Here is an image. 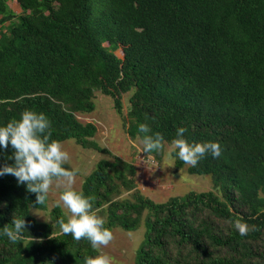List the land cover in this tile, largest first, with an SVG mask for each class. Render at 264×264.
I'll return each mask as SVG.
<instances>
[{"label": "trees", "instance_id": "1", "mask_svg": "<svg viewBox=\"0 0 264 264\" xmlns=\"http://www.w3.org/2000/svg\"><path fill=\"white\" fill-rule=\"evenodd\" d=\"M8 1L0 0V126L25 110L43 113L52 139L107 153L76 114L94 110L97 91L121 114L131 92V139L143 138L145 123L171 145L184 127L189 143L223 149L195 167L175 158L177 169L210 175L212 189L163 203L134 190L135 169L118 157L84 178L76 191L94 198L105 227L137 230L144 216L134 264H264V0H15L19 14ZM11 155L10 146L0 150V167ZM123 189L134 190L131 200L117 199ZM46 207L26 184L0 176V264H84L97 255L88 240L60 232L67 220L58 207L53 223L30 214ZM14 218L25 219L31 240L2 234ZM236 219L259 230L241 236L229 223Z\"/></svg>", "mask_w": 264, "mask_h": 264}, {"label": "clouds", "instance_id": "2", "mask_svg": "<svg viewBox=\"0 0 264 264\" xmlns=\"http://www.w3.org/2000/svg\"><path fill=\"white\" fill-rule=\"evenodd\" d=\"M138 131L145 134L140 141L144 153H159L164 149L165 139L161 133H152L145 123L139 124ZM186 132L184 127L176 130V138L166 153L167 159L178 157L185 164L195 167L207 154L213 158L221 156L223 149L219 142L189 143L184 138ZM9 146L12 155L8 159L14 160V163L0 167V176L12 175L18 183L26 184L27 191L35 194L37 205L46 202L53 186L62 188L59 203L69 211L70 216L67 222L64 219L58 221L60 232L70 234L77 242L88 240L94 250L111 243L113 232L105 227L106 220L93 209L94 198L74 190L78 169L64 167L70 160L69 153L64 150L61 141L52 139L51 122L46 115L25 110L19 120L13 119L6 126H0V150L6 151ZM229 223L241 236L259 230L256 225H249L242 219ZM26 226L24 218H14L11 226L2 228V234L13 244L25 238L31 240L29 235H24ZM84 264H113V260L109 255L101 254L85 257Z\"/></svg>", "mask_w": 264, "mask_h": 264}, {"label": "rangeland", "instance_id": "3", "mask_svg": "<svg viewBox=\"0 0 264 264\" xmlns=\"http://www.w3.org/2000/svg\"><path fill=\"white\" fill-rule=\"evenodd\" d=\"M8 5L14 13H20L15 0L8 1ZM115 54L120 57L121 51L117 50ZM130 94L131 92L123 94L121 97V114L114 109L113 100L98 91L94 93V110L91 113L76 114L80 122L91 123L96 127L94 140L107 153L84 149L73 140L62 142L64 150L70 156V160L66 165L71 169H78L73 185L74 190L81 188L84 178L96 168L98 161L103 159L113 161L114 157L130 163L134 167V190L155 203H163L171 197L182 196L190 191L204 192L211 190L213 182L210 175L189 174L187 172L188 165L182 169H177L174 166V159L166 158V153L171 145L165 143L164 149L158 153V158L143 155L141 140L139 138L131 139L126 133V112L129 106L128 98ZM134 190L123 189L117 199L131 200V194ZM62 191V188L53 186L47 198L46 210L39 211L30 208V214L37 221L53 223L50 212L53 208L58 207L67 220L70 213L62 203H59V196ZM143 218L144 216L137 230L125 231L120 227L113 228L111 231L114 239L107 247L96 249L97 255H109L113 260V264H134L135 254L144 234Z\"/></svg>", "mask_w": 264, "mask_h": 264}]
</instances>
